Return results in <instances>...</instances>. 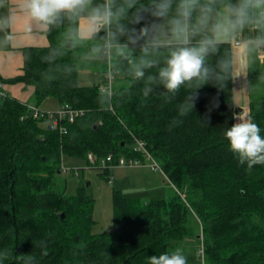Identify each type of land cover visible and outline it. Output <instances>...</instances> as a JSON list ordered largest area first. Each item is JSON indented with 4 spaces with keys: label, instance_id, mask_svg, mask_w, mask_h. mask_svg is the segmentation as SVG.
Segmentation results:
<instances>
[{
    "label": "trees",
    "instance_id": "1",
    "mask_svg": "<svg viewBox=\"0 0 264 264\" xmlns=\"http://www.w3.org/2000/svg\"><path fill=\"white\" fill-rule=\"evenodd\" d=\"M67 28V21L49 27L48 45L25 48L23 73L0 77L7 93L0 96V254L11 253L0 264H24L15 259L21 254L36 264H148V257L169 251L170 241L187 237L201 238L206 264H264V165L240 164L224 138L239 111L234 77L224 87L209 82L196 89L192 112L180 116L178 105L189 93L181 89L165 101L158 88L144 97L125 62L109 100L101 96L102 82L78 81L94 41L62 47ZM227 51L223 45L209 66ZM99 66L107 71V61ZM16 82L34 86L33 104L9 94L8 84ZM52 96L60 107L84 113L70 122L54 110V127L46 113L35 117L34 108ZM250 115L264 136V96L251 101ZM138 139L174 191L142 200L115 189L114 228L94 233L95 199L85 185L70 194L57 187L63 156L141 157L133 149ZM92 167L106 178L111 173Z\"/></svg>",
    "mask_w": 264,
    "mask_h": 264
},
{
    "label": "clouds",
    "instance_id": "2",
    "mask_svg": "<svg viewBox=\"0 0 264 264\" xmlns=\"http://www.w3.org/2000/svg\"><path fill=\"white\" fill-rule=\"evenodd\" d=\"M17 6L42 28L67 21L62 47L76 48L94 41L88 55L107 58L109 77L119 75L126 62L131 82L141 85L139 92L144 97L159 88V95L171 101L184 89L189 94L178 105L180 116L192 112L198 98L192 94L196 89L209 82L224 87L234 75L245 74L264 53V0H18ZM13 22L11 17L0 19V31ZM101 32L104 35L97 43ZM12 35H5L0 45L8 46ZM223 45L228 46L227 53L210 67V58L217 56ZM111 95L110 89L101 93L109 100ZM234 119L236 123L224 131L229 150L249 170L264 165L261 127L244 108ZM10 255L6 251L0 258L7 260ZM15 259L36 264L31 255ZM148 264L190 261L185 250L176 247L148 257ZM200 264H205L203 258Z\"/></svg>",
    "mask_w": 264,
    "mask_h": 264
},
{
    "label": "rangeland",
    "instance_id": "3",
    "mask_svg": "<svg viewBox=\"0 0 264 264\" xmlns=\"http://www.w3.org/2000/svg\"><path fill=\"white\" fill-rule=\"evenodd\" d=\"M104 61H107V58H105ZM262 62L260 61L259 68H264L263 59ZM107 78L108 72L103 71L100 66L89 67L86 64L78 70V81L81 84H92L93 82L103 80L101 86H104L109 84ZM112 78L113 87L117 77ZM255 78L260 79L261 83L257 85V88L256 86L253 88L254 95L249 103H251L254 98L264 96L263 76L259 74L258 77ZM255 78L254 81H256ZM241 100L242 103L238 104V113H241L243 108L247 109L250 113L248 98L242 97ZM59 104V100L52 96L45 99L41 103L40 108L42 110L46 109V111H54L59 109ZM115 161L116 160H114V163H116ZM91 164L89 157L82 158L64 155L63 162L61 163L63 172L56 180L58 182L57 187L61 190L64 189L66 194L75 193L80 185H85L87 194L95 199L93 209L94 222L92 225V232L94 233L109 232L114 228L115 189L121 190L126 196H136L142 200L168 197L174 191V186L166 177L165 173L160 170L152 172L153 170L150 167L149 160H143L141 164L132 166L114 164L110 168L111 173L107 175V178L103 176L101 168L92 167L95 165ZM176 247H182L185 250L186 254L189 255L190 264H200V260L202 258L204 259V248H202V240L199 237H187L182 240L170 241L169 251L174 250Z\"/></svg>",
    "mask_w": 264,
    "mask_h": 264
},
{
    "label": "crops",
    "instance_id": "4",
    "mask_svg": "<svg viewBox=\"0 0 264 264\" xmlns=\"http://www.w3.org/2000/svg\"><path fill=\"white\" fill-rule=\"evenodd\" d=\"M17 2L18 0H3V6H0V19L11 17L14 20L10 27L0 31V40H3L4 36L9 32L13 34L11 42L8 46L0 45V77L2 78H12L23 73L25 48L46 46L50 42L47 33L48 28H42L36 25L25 14L20 12ZM97 2H99V0H97ZM245 34L249 35L250 33L246 30ZM105 58L106 57L104 56L90 58L87 54L84 57V60L87 62L89 67H95L101 65ZM262 59L264 60V53L260 54L259 58L248 67L245 74L233 76L234 95L237 105L242 103V97H247L248 103L253 97V88L255 86L257 88V85L261 83L260 79L255 77H258V75L261 74L263 76V80L262 78L261 80L264 83V68H259V63L260 61L262 62ZM254 78L256 81H254ZM102 81L103 80L99 82ZM7 91L11 96H14L24 102L30 104L34 103V86L32 85H26L24 82L9 83ZM152 172L156 171L153 170Z\"/></svg>",
    "mask_w": 264,
    "mask_h": 264
},
{
    "label": "built area",
    "instance_id": "5",
    "mask_svg": "<svg viewBox=\"0 0 264 264\" xmlns=\"http://www.w3.org/2000/svg\"><path fill=\"white\" fill-rule=\"evenodd\" d=\"M108 85H104L101 86L102 90H108L110 89L111 91H113V87H112V77L108 76ZM7 93L5 91V83L3 81H0V96H6ZM34 116H41L46 113L48 115L49 118V123H51V125L57 126L58 122H59V118H67L70 122H73L79 115L84 113V109H79V108H75L70 104H66L63 105L62 107H60L57 111L58 117L54 114V112L52 111H46V110H42L38 107L34 108ZM46 111V112H44ZM62 131L66 132L67 129L65 127H62ZM133 149L135 151H141L142 154V158H138L136 157H128L126 155H121L117 158L114 157L113 154H109L107 155L105 158H103L101 161L97 160L96 155L92 152L89 151L88 152V157L89 160L92 164H94L95 166H100V167H109L111 168L112 165L117 164V165H123V166H132V165H139L142 163L143 160L150 162V167L152 170L157 171L160 170L164 173V170L162 168V166L159 164V162L157 160H155V158L151 155V153L147 150L146 148V144L144 141L142 140H137L135 146L133 147ZM114 160H116L114 163ZM203 252V251H202Z\"/></svg>",
    "mask_w": 264,
    "mask_h": 264
},
{
    "label": "water",
    "instance_id": "6",
    "mask_svg": "<svg viewBox=\"0 0 264 264\" xmlns=\"http://www.w3.org/2000/svg\"><path fill=\"white\" fill-rule=\"evenodd\" d=\"M62 216L64 217V216H65V214H64V213H62Z\"/></svg>",
    "mask_w": 264,
    "mask_h": 264
}]
</instances>
